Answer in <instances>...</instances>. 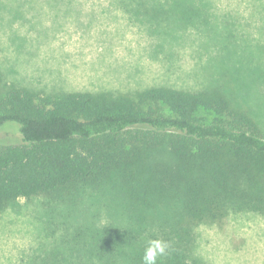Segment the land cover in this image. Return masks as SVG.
Here are the masks:
<instances>
[{"label":"trees","instance_id":"obj_1","mask_svg":"<svg viewBox=\"0 0 264 264\" xmlns=\"http://www.w3.org/2000/svg\"><path fill=\"white\" fill-rule=\"evenodd\" d=\"M113 1L164 39L207 33L202 47L224 51L230 88L49 94L9 83L0 60V220L22 198L118 190L129 197L127 225L88 230L86 260L53 264H143L154 239L171 244L157 264H199L192 258L196 229L232 215L264 216V130L244 97L253 87L245 69L256 67L258 49L213 0Z\"/></svg>","mask_w":264,"mask_h":264},{"label":"rangeland","instance_id":"obj_2","mask_svg":"<svg viewBox=\"0 0 264 264\" xmlns=\"http://www.w3.org/2000/svg\"><path fill=\"white\" fill-rule=\"evenodd\" d=\"M253 2L213 0L214 10L238 19L241 34L249 36L245 43L258 49L256 67L247 68L254 72L245 69L253 87L244 97L264 130V0ZM206 34L191 29L181 40L164 39L113 0H0V60L7 81L49 94L156 85L228 89L224 51L204 49ZM239 53L236 60H246ZM128 199L121 191L103 194L91 186L70 198L18 200L0 220V264L86 260L87 231L126 226ZM192 258L199 264H264V216L232 215L221 226L199 227Z\"/></svg>","mask_w":264,"mask_h":264},{"label":"clouds","instance_id":"obj_3","mask_svg":"<svg viewBox=\"0 0 264 264\" xmlns=\"http://www.w3.org/2000/svg\"><path fill=\"white\" fill-rule=\"evenodd\" d=\"M170 249L171 244L168 241L161 239L150 240L142 257L143 264H157L158 257L167 255Z\"/></svg>","mask_w":264,"mask_h":264}]
</instances>
